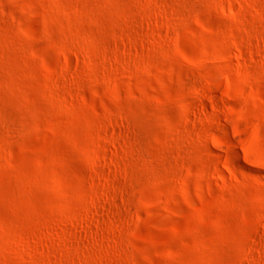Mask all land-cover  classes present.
I'll return each instance as SVG.
<instances>
[{
  "label": "rangeland",
  "instance_id": "1",
  "mask_svg": "<svg viewBox=\"0 0 264 264\" xmlns=\"http://www.w3.org/2000/svg\"><path fill=\"white\" fill-rule=\"evenodd\" d=\"M0 264H264V0H0Z\"/></svg>",
  "mask_w": 264,
  "mask_h": 264
},
{
  "label": "bare ground",
  "instance_id": "2",
  "mask_svg": "<svg viewBox=\"0 0 264 264\" xmlns=\"http://www.w3.org/2000/svg\"><path fill=\"white\" fill-rule=\"evenodd\" d=\"M223 13L228 15V16H231V13H229V12L223 11ZM237 157L239 158V155H237Z\"/></svg>",
  "mask_w": 264,
  "mask_h": 264
}]
</instances>
